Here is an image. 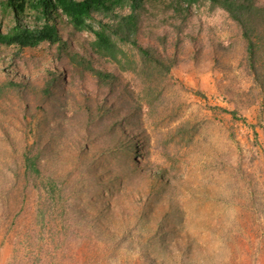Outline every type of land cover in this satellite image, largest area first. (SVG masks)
<instances>
[{
	"label": "rangeland",
	"instance_id": "obj_1",
	"mask_svg": "<svg viewBox=\"0 0 264 264\" xmlns=\"http://www.w3.org/2000/svg\"><path fill=\"white\" fill-rule=\"evenodd\" d=\"M5 1L2 33L15 24ZM168 3L149 0L140 15L151 36L170 37L164 54L178 55L154 107L136 106L134 78L94 56L86 57L115 77L114 91L89 73L78 76L77 91L88 101L83 105L66 78L75 66L71 59L78 62L86 53L80 42L91 36L70 34L61 18L56 23L66 49L0 47V83L15 79L23 85L17 91L21 104L0 101V264H264V89L248 73L240 45L220 48L227 36L223 27L236 37L220 11L205 4L171 16ZM203 15L212 17L203 23ZM21 23L32 27L35 19L28 13ZM178 27L182 39L175 49L171 38ZM210 39L214 47L207 46ZM194 50L193 62L188 55ZM62 70L65 79L59 75L51 96L40 102L41 85ZM128 91L134 92L127 100L116 94ZM102 102L106 114L97 116ZM124 115L136 122L124 125V132H142L148 158L130 156L136 136L125 142L124 164L113 157L97 161L92 153L102 139L93 137ZM22 119L37 120L39 127L32 131ZM23 129L30 130L27 138ZM77 141L84 148L75 149ZM33 142L40 181L59 182L65 192L60 201L50 204L37 180H23L19 156ZM139 160L145 166L135 171L140 175L125 169Z\"/></svg>",
	"mask_w": 264,
	"mask_h": 264
},
{
	"label": "trees",
	"instance_id": "obj_2",
	"mask_svg": "<svg viewBox=\"0 0 264 264\" xmlns=\"http://www.w3.org/2000/svg\"><path fill=\"white\" fill-rule=\"evenodd\" d=\"M149 0H6L4 5L12 14L15 24L7 31H0V47L4 49L14 48L22 51L26 48H37L41 44L51 46L57 45L60 49L65 48L56 18L64 20L67 31L75 36L83 33L89 34L80 43L85 47L86 53L84 57H80V61H74L75 66L71 68V76H67L66 82L74 88V91L82 97L81 103L87 105V99L77 91L79 88L75 85H81L82 80L77 77H84L87 73L91 74L99 85L104 86L109 92L114 91L113 85L115 77L109 73L95 68L91 64V59L86 56H94L112 64L119 72L126 73L134 78L138 93H134L135 105H145L148 108L160 102L163 98V90L161 83H167V79L171 70L177 65L178 55H166V42L170 37L165 35L151 36L153 32L142 28L141 10L143 5ZM207 4L211 12L220 11L224 16V23L233 24L236 29V37H233L226 27H223L227 33L225 41L220 43V48L225 51H235V45L241 46L244 54L242 60L248 71L253 77L256 84L264 89V4L257 0H169L166 5V12H170L171 16L183 15L189 9H200ZM30 13L35 19V24L29 27L21 23V18ZM211 14V13H208ZM212 16L203 15V23L209 21ZM222 24V25H223ZM221 25V26H222ZM181 27L176 29L174 38V48L180 44L182 39ZM208 31L216 33L217 30L209 27ZM148 35V36H144ZM142 40H146L143 43ZM211 44L214 47L213 39L207 41V46ZM128 48V50H127ZM78 54V53H74ZM83 56V55H81ZM196 50L188 55V59L195 61ZM59 75L64 76L65 71L52 73L49 79L39 88L40 102H45L52 94L56 79ZM102 83V84H101ZM20 81L10 79L0 83V101L7 98L12 105L21 104L18 102L23 96H19L17 91L22 88ZM14 92V97L10 93ZM134 91L128 93L117 92V96L122 95L125 100ZM22 107V106H20ZM127 109H133L128 103L125 104ZM30 104L26 103L23 109H29ZM34 113L40 109H34ZM105 112L104 103H98L94 110V114L100 116ZM104 113L103 115H105ZM233 115V112L231 113ZM26 116L24 112L23 117ZM129 114H127V118ZM119 119L110 120L105 127H101L93 138L102 139L99 142L100 148L93 151V157L97 156L101 162H109L108 159L113 157L114 163L118 165L124 164L122 160L125 153V142H133L138 136L137 146H131L130 156H139V159L146 160L148 151L143 141L142 132L131 133L129 136L124 132L123 127L135 126L136 122L127 121L125 115L117 117ZM25 127H30L35 131L39 127L37 120L26 122L22 119ZM123 123V124H122ZM122 124V125H120ZM120 125V126H119ZM129 125V126H128ZM110 129V131H109ZM113 129H119L122 134H117ZM28 137V132L23 129ZM111 132L109 136L108 133ZM128 139L129 141H123ZM35 142V141H34ZM34 142L26 143L23 152L19 158L22 161L23 180L34 179L38 181L37 190L43 187L47 201L52 204L56 198L62 200L64 190L59 182L48 179L46 183L40 181V167L38 164L39 155L34 153L32 148ZM141 142V143H140ZM36 143V142H35ZM28 144V145H27ZM75 149L84 148L80 141L74 144ZM135 152V153H134ZM112 159V160H113ZM112 162V163H113ZM137 161L128 163L125 168L133 175H140L139 172L145 169V166L139 167ZM94 160L86 164V168L93 166ZM116 183V182H115ZM52 200V201H51ZM62 214H65L62 213ZM166 217L163 216V219Z\"/></svg>",
	"mask_w": 264,
	"mask_h": 264
}]
</instances>
